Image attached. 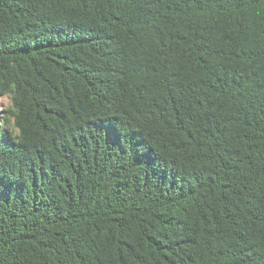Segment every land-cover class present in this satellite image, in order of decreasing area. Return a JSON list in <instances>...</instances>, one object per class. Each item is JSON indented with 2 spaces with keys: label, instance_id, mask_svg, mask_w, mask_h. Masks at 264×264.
I'll return each instance as SVG.
<instances>
[{
  "label": "trees",
  "instance_id": "16d2710c",
  "mask_svg": "<svg viewBox=\"0 0 264 264\" xmlns=\"http://www.w3.org/2000/svg\"><path fill=\"white\" fill-rule=\"evenodd\" d=\"M9 96L0 264H264V0H0Z\"/></svg>",
  "mask_w": 264,
  "mask_h": 264
},
{
  "label": "clouds",
  "instance_id": "9594fccd",
  "mask_svg": "<svg viewBox=\"0 0 264 264\" xmlns=\"http://www.w3.org/2000/svg\"><path fill=\"white\" fill-rule=\"evenodd\" d=\"M11 87L15 88V84L11 85ZM6 107L12 112L16 111V109L12 104V100L10 96L8 97ZM3 110H4L3 108H0V111ZM0 128L7 130L14 139L18 140L22 137V130L17 125L16 117L14 115H7L3 120H0Z\"/></svg>",
  "mask_w": 264,
  "mask_h": 264
},
{
  "label": "rangeland",
  "instance_id": "374dc122",
  "mask_svg": "<svg viewBox=\"0 0 264 264\" xmlns=\"http://www.w3.org/2000/svg\"><path fill=\"white\" fill-rule=\"evenodd\" d=\"M7 100H8V97L0 98V108H3L4 110L7 108V107H6ZM4 110H3V111H0V116H1V115H4V113H3Z\"/></svg>",
  "mask_w": 264,
  "mask_h": 264
}]
</instances>
